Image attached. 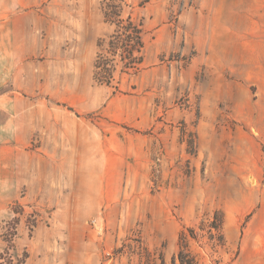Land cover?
<instances>
[{
  "label": "rangeland",
  "instance_id": "rangeland-1",
  "mask_svg": "<svg viewBox=\"0 0 264 264\" xmlns=\"http://www.w3.org/2000/svg\"><path fill=\"white\" fill-rule=\"evenodd\" d=\"M104 1L0 0V145L33 171L0 201V264H171L185 228L199 264H264V154L249 166L243 140L264 0H127L145 60L117 89L92 78Z\"/></svg>",
  "mask_w": 264,
  "mask_h": 264
},
{
  "label": "trees",
  "instance_id": "trees-1",
  "mask_svg": "<svg viewBox=\"0 0 264 264\" xmlns=\"http://www.w3.org/2000/svg\"><path fill=\"white\" fill-rule=\"evenodd\" d=\"M103 20L113 26L111 33L97 39V53L93 64V81L118 88L124 75L138 73L144 63L143 22L135 7L127 0H105L102 4ZM129 9L126 15L124 10ZM224 215L216 210L208 223L207 238L214 239L218 247L225 246L223 235ZM199 228L203 231V227ZM196 239L193 228H185L179 234L178 251L171 264H199L188 249L189 239ZM163 264V260L160 257Z\"/></svg>",
  "mask_w": 264,
  "mask_h": 264
},
{
  "label": "crops",
  "instance_id": "crops-1",
  "mask_svg": "<svg viewBox=\"0 0 264 264\" xmlns=\"http://www.w3.org/2000/svg\"><path fill=\"white\" fill-rule=\"evenodd\" d=\"M264 87L260 86L261 96L263 102L258 103L259 106L257 108V112L255 116L244 117V122L247 126L254 129V133L250 131L245 132L243 139L245 143H251L255 145L256 152L254 155L247 154L245 156V160H249V166L251 164H258V160L261 154H264ZM247 164V161L246 163ZM256 168V167H255ZM23 170V171H22ZM249 170H252L249 167ZM260 168L255 169V175L257 177H261ZM33 171H32V162L31 160H27L24 163L23 168L21 166H17L16 162L11 160V145H0V201L10 199V194H15L19 188V185H27L32 183ZM243 197V192L240 191V194ZM242 198L240 197V200ZM250 204H253L251 202ZM240 208L242 211L248 212L252 206H248L241 200ZM259 216L264 215V207L260 206L258 209ZM242 214V212H241Z\"/></svg>",
  "mask_w": 264,
  "mask_h": 264
}]
</instances>
